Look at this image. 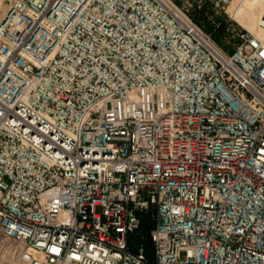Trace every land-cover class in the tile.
Here are the masks:
<instances>
[{
	"label": "built area",
	"instance_id": "2783aa9c",
	"mask_svg": "<svg viewBox=\"0 0 264 264\" xmlns=\"http://www.w3.org/2000/svg\"><path fill=\"white\" fill-rule=\"evenodd\" d=\"M257 26L229 51L175 0H6L0 234L18 258L264 264ZM147 211L150 258L128 247Z\"/></svg>",
	"mask_w": 264,
	"mask_h": 264
},
{
	"label": "rangeland",
	"instance_id": "374dc122",
	"mask_svg": "<svg viewBox=\"0 0 264 264\" xmlns=\"http://www.w3.org/2000/svg\"><path fill=\"white\" fill-rule=\"evenodd\" d=\"M175 1L179 6H184L185 8H188L191 13H193L191 2H194V0H175ZM244 1H246L248 4L249 3L260 4L262 0H231L230 6L227 7L228 9L226 8V12L214 11L211 8L210 4L208 3L205 4L207 10L213 12L214 16L225 24V36L223 42L227 45H232L231 43L234 40H236L239 32L247 30L246 28H243L240 24H238L229 15L232 14L234 9ZM5 7H6V0H0V17L3 11L5 10ZM237 21L239 20L237 19ZM242 25L245 26L244 24ZM20 247H22L21 243L15 240H11L9 238H5L0 234V264H24L17 256V250Z\"/></svg>",
	"mask_w": 264,
	"mask_h": 264
},
{
	"label": "trees",
	"instance_id": "16d2710c",
	"mask_svg": "<svg viewBox=\"0 0 264 264\" xmlns=\"http://www.w3.org/2000/svg\"><path fill=\"white\" fill-rule=\"evenodd\" d=\"M207 8L202 6L200 9L194 7L192 16L205 30L212 32L215 40L222 44L227 50L232 51L233 45H227L223 42L225 36V24L215 17L212 22L206 17ZM210 12V11H209ZM217 23V25H216ZM238 42V39L232 43ZM154 226V219L151 211L141 214L140 224L128 237V247L135 250L136 246L142 245L148 258L152 256L153 246L149 232Z\"/></svg>",
	"mask_w": 264,
	"mask_h": 264
},
{
	"label": "bare ground",
	"instance_id": "6f19581e",
	"mask_svg": "<svg viewBox=\"0 0 264 264\" xmlns=\"http://www.w3.org/2000/svg\"><path fill=\"white\" fill-rule=\"evenodd\" d=\"M231 3V1H230ZM230 3L228 7L230 6ZM228 9V8H227ZM264 13V0L261 3H247L246 1L240 3L232 12L229 14L232 19H234L238 24H240L243 28L251 31L255 35H260L261 32L257 26L260 15ZM244 24L243 26L237 19ZM250 28H248V27Z\"/></svg>",
	"mask_w": 264,
	"mask_h": 264
}]
</instances>
